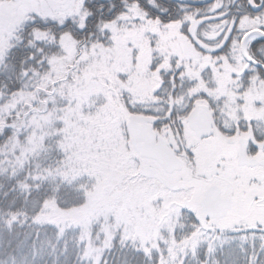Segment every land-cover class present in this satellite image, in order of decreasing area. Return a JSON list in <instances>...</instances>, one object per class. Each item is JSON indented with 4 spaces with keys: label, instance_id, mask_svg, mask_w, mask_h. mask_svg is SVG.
<instances>
[{
    "label": "snow or ice",
    "instance_id": "1",
    "mask_svg": "<svg viewBox=\"0 0 264 264\" xmlns=\"http://www.w3.org/2000/svg\"><path fill=\"white\" fill-rule=\"evenodd\" d=\"M0 264H264V0H0Z\"/></svg>",
    "mask_w": 264,
    "mask_h": 264
}]
</instances>
